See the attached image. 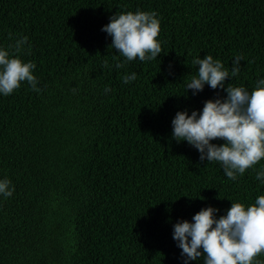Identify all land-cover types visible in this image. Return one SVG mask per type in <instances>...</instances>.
I'll use <instances>...</instances> for the list:
<instances>
[{
    "label": "trees",
    "instance_id": "1",
    "mask_svg": "<svg viewBox=\"0 0 264 264\" xmlns=\"http://www.w3.org/2000/svg\"><path fill=\"white\" fill-rule=\"evenodd\" d=\"M137 9L160 18L162 53L116 68L124 58L101 29ZM23 36L15 54L36 63L41 90L25 81L0 95V178L15 186L0 196V264H183L177 221L264 195V159L231 180L172 138L177 111L227 95L187 91L194 57L231 70L241 54L225 86L252 90L264 78V0H0V45Z\"/></svg>",
    "mask_w": 264,
    "mask_h": 264
},
{
    "label": "clouds",
    "instance_id": "2",
    "mask_svg": "<svg viewBox=\"0 0 264 264\" xmlns=\"http://www.w3.org/2000/svg\"><path fill=\"white\" fill-rule=\"evenodd\" d=\"M101 30L112 37L110 47L124 58L117 61L116 68L137 58L142 62L156 60L162 53V41L158 39L161 20L155 11L116 12ZM28 40L23 36L7 47L0 45V95H11L25 81L33 90H41L34 74L36 63L15 54ZM242 60L243 56L237 54L229 70L211 54L194 57L197 74L187 82V91L198 94L208 85L227 95L206 100L202 110L190 114L188 110L177 111L172 120V138L195 147L200 161L218 162L231 180L264 159V78L258 79L252 90L231 83L225 86L229 77L240 73ZM136 79V72L122 76L124 83ZM111 90L106 86L104 92ZM217 138L224 143H213ZM256 179L264 184V165L256 170ZM14 191L10 178H0V196L10 197ZM219 212L215 206L203 207L191 220L180 219L173 225V238L182 250L183 264L201 259L203 264H264V260L257 259L264 253V195L247 205L232 201L225 214L217 216Z\"/></svg>",
    "mask_w": 264,
    "mask_h": 264
}]
</instances>
